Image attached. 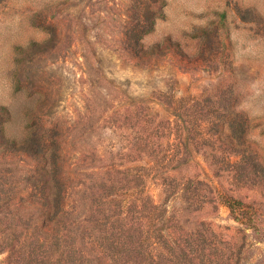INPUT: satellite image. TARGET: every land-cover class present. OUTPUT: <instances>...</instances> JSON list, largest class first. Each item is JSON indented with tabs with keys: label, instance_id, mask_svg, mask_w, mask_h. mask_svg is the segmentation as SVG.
Instances as JSON below:
<instances>
[{
	"label": "rangeland",
	"instance_id": "rangeland-1",
	"mask_svg": "<svg viewBox=\"0 0 264 264\" xmlns=\"http://www.w3.org/2000/svg\"><path fill=\"white\" fill-rule=\"evenodd\" d=\"M0 264H264V0H0Z\"/></svg>",
	"mask_w": 264,
	"mask_h": 264
},
{
	"label": "trees",
	"instance_id": "trees-1",
	"mask_svg": "<svg viewBox=\"0 0 264 264\" xmlns=\"http://www.w3.org/2000/svg\"><path fill=\"white\" fill-rule=\"evenodd\" d=\"M231 206H233V204H231ZM232 209H234V207H231Z\"/></svg>",
	"mask_w": 264,
	"mask_h": 264
}]
</instances>
